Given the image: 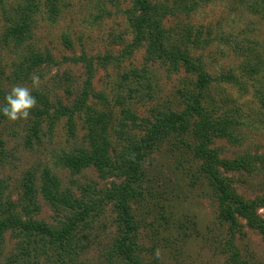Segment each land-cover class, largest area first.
<instances>
[{"label": "rangeland", "instance_id": "1", "mask_svg": "<svg viewBox=\"0 0 264 264\" xmlns=\"http://www.w3.org/2000/svg\"><path fill=\"white\" fill-rule=\"evenodd\" d=\"M198 1V10L186 20V24L202 26L203 35L208 34L209 29L212 32L210 37H217L197 55L213 78L211 95L218 108L235 114L240 125L237 141L217 139L212 147L228 160L245 154L264 155V109L257 94L258 88H262L264 95V72L259 76L260 82L256 78L248 80L246 91L216 80L222 73L240 75L242 58L231 44H251L264 64V18L247 11L239 0ZM129 6V0H66L56 22L49 21L46 14L38 17L34 38L22 49L3 41L6 17L0 10L3 90L9 93L12 86L18 84L32 89L30 78L13 82L17 64L32 50L43 56L51 55L56 60L53 65H42L33 71L31 76L38 75L40 83L32 89V95L35 91L43 92L52 104L61 100L65 105H71L84 85L87 69L83 63L76 65L65 62L64 58L85 55L95 62L93 90L106 96L114 116L125 107L139 119H152L160 111L182 110L195 77L184 70L169 72L160 63L145 62L143 50H136L129 56L125 54L133 39L124 14ZM174 23L175 20L169 21L171 26ZM106 54L122 55V62L104 68L98 64V58ZM134 70L144 76L138 77ZM2 103L3 100L0 105ZM33 120L30 113L27 120L6 121L0 125V139L4 143L0 146V179L8 185L7 193L14 201L26 191L29 175L40 191L46 169L57 175L62 189H69L75 196H81L85 187L98 190L111 186L114 179H102L94 168L74 174L60 164L63 153L87 146L82 118L77 119L73 139L69 136L65 118L52 129L48 122H44L39 139L33 140L28 147L26 139L31 134ZM200 166L201 162L194 159L191 149L176 139L163 143L145 160L144 196L133 209L139 224L138 242L144 263L264 264L262 236L241 220L240 231L232 237L228 225L219 220L216 196L200 173ZM227 176L246 200L264 193V165L258 166L253 173ZM36 200L41 207L38 219L48 224H57L64 219V213H57L39 192ZM259 214L264 218V207L259 209ZM115 217L109 206L100 220L79 231L76 264L104 263L105 253L117 235ZM18 243L19 239L12 234L5 235L0 242V264H7Z\"/></svg>", "mask_w": 264, "mask_h": 264}, {"label": "trees", "instance_id": "2", "mask_svg": "<svg viewBox=\"0 0 264 264\" xmlns=\"http://www.w3.org/2000/svg\"><path fill=\"white\" fill-rule=\"evenodd\" d=\"M239 1L247 11L264 18V0ZM129 2L130 6L124 14L133 39L125 54L129 56L136 50H143L145 62L160 63L169 72L184 70L193 75L195 80L186 94L185 107L180 111L157 112L152 119H139L126 107L114 116L106 96L93 90L96 72L93 58L85 55L64 58L65 62L85 64L87 77L84 85L71 105H65L61 100L52 104L45 93H33L38 106L31 110L34 120L26 145L30 147L33 140L39 139L44 122H48L52 129L62 118L66 119L69 136L73 139L76 137L77 119L82 118L87 146L64 151L59 158L61 166L74 174L94 168L102 179L114 180L109 187L98 190L85 187L81 196H75L69 189H62L57 175L46 169L40 191L29 175L25 183L26 191L14 201L7 193L8 185L0 179V242L7 234L19 239L15 254L7 260V264H76L77 234L100 220L109 206L116 214L117 235L105 253L103 264H145L138 242L139 224L133 209L144 196L145 160L169 139L187 145L194 159L201 162L200 173L210 183L217 199L219 220L228 225L232 237L240 231V221L244 220L264 240V218L259 214V209L264 207V193L246 200L227 176L240 172L253 173L258 166L264 165V155L245 154L228 160L212 147L217 139L237 141L240 125L235 114L218 108L216 99L211 95L213 78L197 55L217 37H210L212 32L209 29V33L203 35L202 26L186 24V20H190V16L198 10L199 1ZM64 6L66 0H0V10L6 17L3 41L21 49L27 47L34 38L38 17L46 14L49 21L56 22ZM171 20H175L172 26L169 25ZM65 44L70 46V43ZM231 45L242 58L240 75L222 73L216 80L246 91L249 79L260 80L264 64L251 44ZM28 53L31 54L17 64L13 73L14 83L28 80L33 71L42 65L56 63L51 55L43 56L32 50ZM121 62L122 55L106 54L98 58V64L104 68ZM133 73L138 77L144 76L139 70ZM3 77L0 63V103L3 100L0 108L4 106L8 94L2 88ZM257 94L264 109L262 88H258ZM6 121L0 113V125ZM0 146H4L1 139ZM38 192L57 213H64L62 221L48 224L37 218L41 210L36 200ZM234 255L238 256L236 252Z\"/></svg>", "mask_w": 264, "mask_h": 264}, {"label": "clouds", "instance_id": "3", "mask_svg": "<svg viewBox=\"0 0 264 264\" xmlns=\"http://www.w3.org/2000/svg\"><path fill=\"white\" fill-rule=\"evenodd\" d=\"M32 89L38 87L40 77L36 74L30 76ZM32 89L26 85H14L5 97V104L0 113L10 122L27 120L31 110L37 106V99L32 95Z\"/></svg>", "mask_w": 264, "mask_h": 264}]
</instances>
